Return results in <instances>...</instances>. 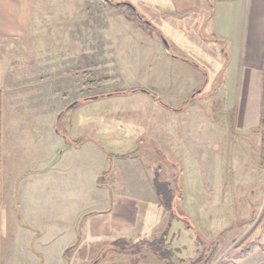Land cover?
<instances>
[{
  "label": "rangeland",
  "instance_id": "374dc122",
  "mask_svg": "<svg viewBox=\"0 0 264 264\" xmlns=\"http://www.w3.org/2000/svg\"><path fill=\"white\" fill-rule=\"evenodd\" d=\"M168 4L31 0L28 33L0 46L4 127L31 124L45 133L59 112L71 107L64 126L68 139L94 138L112 156H135L116 164L112 179L114 192L136 186V221L124 238L128 245L136 243L133 250L142 240L160 237L168 225L165 239L177 264H200L211 255L209 264H264L258 93L228 91L218 70L224 61L216 57L212 64L200 57L209 47L197 40L196 27L183 28L186 39L180 41L177 25L163 19ZM130 6L149 24L133 21ZM201 13L199 6L197 18ZM131 89L148 94L108 95ZM84 157L89 172L100 165L95 155ZM150 174L172 189L174 213L150 180L141 187V177ZM95 195L91 190L83 201ZM115 240L82 235L69 247V264H165L147 247L136 254L119 252Z\"/></svg>",
  "mask_w": 264,
  "mask_h": 264
},
{
  "label": "crops",
  "instance_id": "0c3cea01",
  "mask_svg": "<svg viewBox=\"0 0 264 264\" xmlns=\"http://www.w3.org/2000/svg\"><path fill=\"white\" fill-rule=\"evenodd\" d=\"M168 1V17L163 19L177 25L180 41L186 39L184 29L196 27L197 40L209 47L200 57L206 63L213 64L216 57L224 61L218 70L223 71L228 91L258 93L260 104L264 0ZM199 6L203 14L207 10V17L201 13L197 18ZM30 14L31 0H0V46L28 33ZM30 125L4 127L0 90V264H69L71 258L67 262L64 251L80 243L82 235L96 242L127 237L136 221V186L129 185L133 183L129 175L123 194L113 191L112 181L117 179L116 164L135 156H112L94 138L65 140L56 131L55 120L45 133ZM88 152L101 165L91 172L84 157ZM110 160L100 185L97 177ZM145 179L139 180L141 187L147 179L153 183L151 174ZM91 190L96 195L84 202Z\"/></svg>",
  "mask_w": 264,
  "mask_h": 264
},
{
  "label": "trees",
  "instance_id": "16d2710c",
  "mask_svg": "<svg viewBox=\"0 0 264 264\" xmlns=\"http://www.w3.org/2000/svg\"><path fill=\"white\" fill-rule=\"evenodd\" d=\"M116 5L122 6V4H120V3H117ZM123 5L126 6L125 4H123ZM129 8L132 11L131 14H133V17H132L133 21L137 22L138 24H141L142 22L145 24H149L143 16H141L139 13L136 12L135 8H133L132 6H130ZM261 84L262 85H261V93H260L258 126L261 127L263 132H264V59H263V63H262V81H261ZM136 91H141V92L148 94V91H146L144 89H131L129 91L117 90V91H115V93H109L108 95L126 94V93L136 92ZM100 96H103V95H100ZM70 108L71 107H67V108L63 109L62 111H60L59 114L57 115L56 119H55V129L59 134H61L65 138V140H68L67 134L64 130L65 119H66V115L70 112ZM263 143H264V138H263ZM74 144L79 146L80 141L74 142ZM263 150H264V144H263ZM106 172L107 171L104 170L98 175V178H97L98 184L102 185L101 179L103 178V176L105 175ZM153 187H154V190H155L160 202L167 205L168 208L172 209V213H174L175 212V205L173 203L174 199L172 201L173 191L168 186V183L159 181L157 179V176L155 175V177L153 178ZM167 230H168V225L165 227V229L163 230V233L160 237L153 239L151 241H148V240L140 241L138 248L136 250L132 249V246H135L136 243L133 245H128L127 244L128 242L124 238H119V239L115 240L113 242V245L115 247H118L116 250H118L119 252L132 253V254L133 253L136 254L139 251V249L147 247L152 251V253L155 255V257L157 259L163 261L165 264H177L174 261L175 254L173 252L172 246L170 243L166 242V239H165L166 235H167ZM246 252H248V251H246ZM68 253H69V248H67L63 254L67 262L69 261V258H68L69 254ZM207 258H209V259H207ZM207 258L203 259V261L201 260L202 262L200 264H209L210 259L212 258V255L208 256Z\"/></svg>",
  "mask_w": 264,
  "mask_h": 264
},
{
  "label": "water",
  "instance_id": "95a60500",
  "mask_svg": "<svg viewBox=\"0 0 264 264\" xmlns=\"http://www.w3.org/2000/svg\"><path fill=\"white\" fill-rule=\"evenodd\" d=\"M164 43L166 44V41H164Z\"/></svg>",
  "mask_w": 264,
  "mask_h": 264
}]
</instances>
